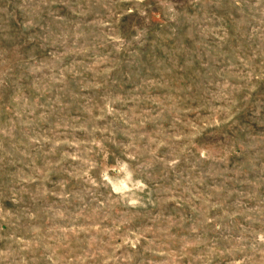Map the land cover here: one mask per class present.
Instances as JSON below:
<instances>
[{
  "label": "rangeland",
  "instance_id": "rangeland-1",
  "mask_svg": "<svg viewBox=\"0 0 264 264\" xmlns=\"http://www.w3.org/2000/svg\"><path fill=\"white\" fill-rule=\"evenodd\" d=\"M0 264H264V0H0Z\"/></svg>",
  "mask_w": 264,
  "mask_h": 264
}]
</instances>
